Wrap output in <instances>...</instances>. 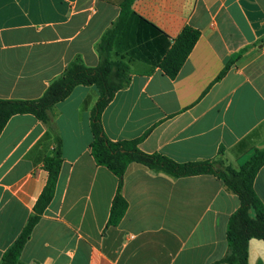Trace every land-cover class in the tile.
Returning a JSON list of instances; mask_svg holds the SVG:
<instances>
[{
  "label": "crops",
  "instance_id": "1",
  "mask_svg": "<svg viewBox=\"0 0 264 264\" xmlns=\"http://www.w3.org/2000/svg\"><path fill=\"white\" fill-rule=\"evenodd\" d=\"M123 1L0 0V99H38L76 59L95 67ZM130 11L111 52L128 64L129 82L101 113L108 139L141 138L142 152L234 169L264 150V0H132ZM186 26L199 36L170 79L158 62ZM97 96L77 86L52 106L49 124L14 115L1 131L0 258L44 187L43 160L58 136L54 195L16 264H224L226 224L239 201L212 175L172 178L131 163L126 211L107 225L117 179L90 153ZM253 190L264 204V166ZM247 255L248 264H264V241L250 239Z\"/></svg>",
  "mask_w": 264,
  "mask_h": 264
},
{
  "label": "trees",
  "instance_id": "2",
  "mask_svg": "<svg viewBox=\"0 0 264 264\" xmlns=\"http://www.w3.org/2000/svg\"><path fill=\"white\" fill-rule=\"evenodd\" d=\"M131 2L132 0H124L121 3L116 22L100 37L97 44L98 63L95 67H86L79 59H76L67 65L59 77L49 83L38 99H0V133L14 115L30 114L38 121L49 124L52 106L66 99L77 86H93L98 96L90 110V153L97 165L108 169L117 179L107 225L118 224L126 211L127 204L121 190L124 174L131 163L154 172H162L172 178L212 175L221 180L239 201L238 208L229 216L226 224L227 252L221 259V263L248 264V241L252 238L264 241V204L253 190L254 178L258 170L264 166V150H255L252 157L238 169L225 165L219 159L177 163L164 155L139 150L138 143L141 138L113 142L103 131L100 120L102 111L115 93L126 87L129 82L128 64L122 58L112 60L111 52L116 37L126 26L130 15H133L130 11ZM138 19L153 33L159 32L154 26ZM198 36L197 30L186 26L171 47L165 53L163 52L158 68L168 78L173 79L176 76ZM235 58H231L226 63L216 77V81L223 77ZM61 163L60 139L56 136V148L53 155L43 160L47 173L44 187L21 231L2 253L0 264L17 263L34 226L53 198Z\"/></svg>",
  "mask_w": 264,
  "mask_h": 264
}]
</instances>
